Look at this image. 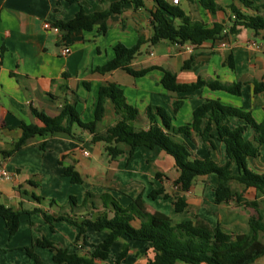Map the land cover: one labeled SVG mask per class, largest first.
I'll use <instances>...</instances> for the list:
<instances>
[{"label": "crops", "instance_id": "obj_1", "mask_svg": "<svg viewBox=\"0 0 264 264\" xmlns=\"http://www.w3.org/2000/svg\"><path fill=\"white\" fill-rule=\"evenodd\" d=\"M117 1L79 0L70 4L66 0H0V167L14 175L11 180H0V204L21 212L20 226L13 237H9L5 221L0 218V264H36L24 249L43 238L69 253L89 257L95 246L106 239L107 231L89 228L85 238L77 240V226L61 221L54 223L51 230L41 212H32L39 209L54 216L68 213L80 218H95L105 209L99 200L95 201L96 206H81L87 194L96 197L110 194L122 207L129 206L142 194L149 212L158 211L176 221L197 217L211 226L219 224L230 234L248 231H233L239 226V214L229 210L234 208L232 203L215 204L216 175L197 178L187 193L174 188L173 182L178 177L175 162L160 148L138 147L130 155L127 147L121 145L124 153L112 161L105 153L103 143L93 142L88 130L75 125L73 130L80 138L62 132L37 135L21 150L4 156L22 137L23 124L42 126L34 110L55 118L60 115L65 102L77 98L75 106L81 120L84 123L93 121L99 89L105 83L118 86L126 102L138 110L139 117L134 122L138 130L148 129L150 125L145 115L149 106L164 108L173 115L172 125L181 127L192 123L194 110L207 100L243 108L251 112L257 122L263 121L264 93L255 94L252 83H264L263 33L255 34L243 27H238L236 34L228 32L229 18H234L230 7L249 15L257 14L256 11L239 0H217L224 10L212 14L198 3L180 0L178 6L193 21L209 28L215 23L225 26L220 37L198 46L168 41L151 44V11L155 8L152 0H146L140 9L127 2L120 13L97 21L92 30L75 31L67 39H64V32L44 27L45 23L54 26L58 21H69L81 9L86 14L106 11ZM250 1L254 5L264 3V0ZM101 27H106L104 33L100 32ZM140 38L145 43L130 66L142 73L133 75L122 69L97 71L115 57L117 44L133 47ZM65 48L70 49L67 55L62 53ZM229 54H232L234 69L226 64ZM159 68L173 72L181 84H190L199 78L226 84L243 82L242 94L237 96L207 87L192 93H171L161 82L163 73ZM146 70L149 71L143 73ZM178 101H182V105L173 114ZM118 120L112 103L107 100L105 115L97 130L103 132ZM239 123L234 118L230 120L232 126ZM244 137L253 139L252 128L246 129ZM176 139L187 146L193 158H209L218 164L226 161L224 145L216 137L213 138L215 150L194 132L190 137L178 136ZM249 165L257 172H264V147L258 158L249 160ZM67 168H73L82 182L72 183L65 175ZM159 189H163L168 198L149 197L152 191ZM70 197L77 200L74 212L68 208ZM177 198L184 199L187 204L180 213L174 206ZM51 201L55 202L52 206ZM227 221L232 223L231 229L226 227L230 223ZM139 224L136 220L133 225L138 227ZM124 244L129 245V251L122 264H147L154 256L147 242L122 236L111 246L108 258L95 263L113 264ZM34 253L43 264H58L48 249L36 246ZM256 264H264V256Z\"/></svg>", "mask_w": 264, "mask_h": 264}, {"label": "trees", "instance_id": "obj_2", "mask_svg": "<svg viewBox=\"0 0 264 264\" xmlns=\"http://www.w3.org/2000/svg\"><path fill=\"white\" fill-rule=\"evenodd\" d=\"M70 4L79 0H66ZM146 0H119L113 3L108 10L86 14L81 9L73 19L69 21H58L54 24L60 31L64 32V39L71 33L79 30H92L97 21L112 14L121 12L125 3H130L135 9L145 6ZM155 3L151 11V24L153 35L149 42L157 44L168 41L178 45L192 44L201 45L209 39L220 37L225 26L215 23L209 28L205 24L193 21L185 12L169 0H152ZM200 5L203 10L215 14L224 8L217 0H189ZM245 7L253 9L257 14L249 15L240 11H234V18L230 17L229 34H236L238 27L253 31L255 34L263 33L264 38V3L254 5L250 0H239ZM106 27H101L104 33ZM144 39L140 38L133 47L117 44L114 47L115 57L104 66L97 69L98 72H110L117 69L128 71L133 75L136 72L131 68L132 60L139 54ZM226 64L234 69L232 54L226 59ZM162 71V84L168 92L176 94L192 93L204 87L211 90H221L233 95L242 94L243 82L233 84L221 83L213 80L199 78L190 84H181L173 72L159 68ZM149 70L143 71L147 72ZM255 94L264 93L263 82H252ZM109 100L114 112L119 116L115 125L103 132L97 130L99 122L105 115V102ZM77 98L73 102H65L58 117L50 118L42 112L34 110L35 116L41 121L42 126H28L23 124V135L14 147L4 153L5 157L13 155L21 150L33 137L52 133H66L72 137L80 138L73 130L78 126L81 130H88L92 134L93 142L104 145V151L112 161L117 160L124 150L121 145L126 146L130 155L138 147L149 149L160 148L171 156L178 171V177L174 180V186L181 192H189L196 179L208 175H216L218 185L215 189L214 202L217 205L233 203L236 207L252 208L257 210V201H249L244 192L254 190L264 195V172H257L249 168V160L261 155V147H264V119L257 122L251 112L243 108H237L221 103L219 100H207L194 110L193 121L181 127L172 125L173 115L162 107L149 106L145 115L150 125L148 129L138 130L134 122L139 117L138 110L126 102L123 91L115 84L105 83L99 89L98 101L93 121L84 123L76 109ZM182 101H178L173 114L177 113ZM264 110V107H263ZM234 118L240 123L236 126L230 124ZM250 127L254 132L252 140L244 137L246 129ZM198 135L211 150L216 149L213 138L222 142L225 150L226 161L223 164L206 158H193L187 146L176 138L178 136L190 137L192 133ZM65 175L70 177L72 183H81L82 179L73 168H67ZM159 177V176H158ZM239 187L240 189L236 188ZM149 197L168 198L163 189L154 190ZM41 200V198H35ZM99 200L104 212L95 218L91 216H70L68 213L56 216L35 209L32 212H41L44 220L49 224L51 230L54 223L67 221L79 228L77 240L85 238L87 229L95 231H107L106 239L95 246L94 252L89 257L69 253L63 247L57 245L47 238L37 240L31 247L25 248L28 256L36 264H43L38 255L34 253V247L39 246L48 249L53 254V260L58 264H97L96 260L105 261L109 256V250L113 243L122 236L130 240L148 243V248L154 256L147 264H256V261L264 256V242L260 236L264 233V219L260 212L248 216V231L243 234L227 233L219 224L211 226L206 221L195 219L174 220L161 212L147 211L146 203L142 194H139L127 207H122L110 194L96 197L87 194L81 206H96ZM55 202L51 201L50 205ZM176 212H182L187 204L184 199L179 198L174 202ZM77 207L75 197H70L68 208L74 212ZM63 209V208H62ZM61 209V210H62ZM31 212V213H32ZM112 213V216L109 215ZM21 212L15 211L0 204V218L5 221L9 237H13L20 226ZM138 220V227L133 224ZM129 245L124 244L117 259L113 264H122L128 255Z\"/></svg>", "mask_w": 264, "mask_h": 264}, {"label": "rangeland", "instance_id": "obj_3", "mask_svg": "<svg viewBox=\"0 0 264 264\" xmlns=\"http://www.w3.org/2000/svg\"><path fill=\"white\" fill-rule=\"evenodd\" d=\"M249 168L254 170L252 165H249ZM173 187L175 188L174 182H173ZM236 188L240 189L239 187H236ZM173 190H177V188L173 189ZM244 195H245V198L248 199L249 201H257L258 208H257V210L252 209V208L246 209L245 207L237 208L236 206H234L235 204L232 203L234 208L233 209L230 208L229 210H233L234 212L237 211L239 214V219H238L239 220V226H238V228L233 230L236 232L237 231L241 232V231H244L246 229L248 230V216H250L252 214L257 216L256 211L260 212V214L263 216V219H264V195H262L259 192L254 191V190H248V191L244 192ZM177 199H179V198H177ZM230 221H227V222H230ZM226 227L228 229H231L232 223L230 222V223L226 224ZM260 238L264 242V233L261 234Z\"/></svg>", "mask_w": 264, "mask_h": 264}, {"label": "built area", "instance_id": "obj_4", "mask_svg": "<svg viewBox=\"0 0 264 264\" xmlns=\"http://www.w3.org/2000/svg\"><path fill=\"white\" fill-rule=\"evenodd\" d=\"M180 0H172L173 4H178ZM45 29H52L55 32L60 31L59 28L50 25L49 23H45L44 24ZM63 55H67L70 53V49L69 48H65L63 50ZM85 155H88V152H85ZM14 175L12 173H10L7 169H5L4 167H0V180H11L13 179Z\"/></svg>", "mask_w": 264, "mask_h": 264}]
</instances>
